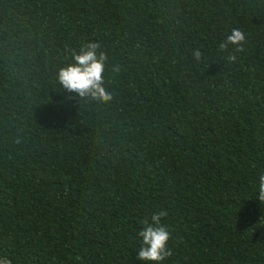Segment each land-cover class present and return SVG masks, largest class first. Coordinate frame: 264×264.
I'll list each match as a JSON object with an SVG mask.
<instances>
[{
	"label": "trees",
	"instance_id": "trees-1",
	"mask_svg": "<svg viewBox=\"0 0 264 264\" xmlns=\"http://www.w3.org/2000/svg\"><path fill=\"white\" fill-rule=\"evenodd\" d=\"M92 41L107 103L57 79ZM261 173L264 0H0V257L156 264L166 210L159 264H264Z\"/></svg>",
	"mask_w": 264,
	"mask_h": 264
},
{
	"label": "clouds",
	"instance_id": "clouds-1",
	"mask_svg": "<svg viewBox=\"0 0 264 264\" xmlns=\"http://www.w3.org/2000/svg\"><path fill=\"white\" fill-rule=\"evenodd\" d=\"M246 42L245 34L239 29H232L224 41L219 45L221 49H228L229 45H235V52L243 51ZM99 42H88L78 53L73 50L74 63L61 67L57 73V79L64 89L77 94L81 98H91L98 102H110L112 93L105 88V63L107 55L100 50ZM196 60H200L202 53L199 49L193 51ZM235 61V53L228 57ZM118 71V69H117ZM260 203H264V173L258 178V197ZM166 210L153 213L151 222L148 219L142 221L144 227L137 235L142 238V246L136 253L137 259L147 262L164 261L173 255L172 249L168 247L171 234L168 227L162 223V217L167 216ZM0 264H12L8 257H0Z\"/></svg>",
	"mask_w": 264,
	"mask_h": 264
}]
</instances>
